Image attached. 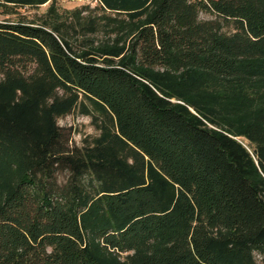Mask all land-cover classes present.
I'll return each mask as SVG.
<instances>
[{"label": "trees", "instance_id": "1", "mask_svg": "<svg viewBox=\"0 0 264 264\" xmlns=\"http://www.w3.org/2000/svg\"><path fill=\"white\" fill-rule=\"evenodd\" d=\"M99 1L147 14L105 61L57 25L0 20V264H259L264 93L256 106L240 89L187 93L148 66L178 48L264 80V0ZM74 110L100 129L80 145L57 120ZM141 245L135 262L118 255Z\"/></svg>", "mask_w": 264, "mask_h": 264}, {"label": "rangeland", "instance_id": "2", "mask_svg": "<svg viewBox=\"0 0 264 264\" xmlns=\"http://www.w3.org/2000/svg\"><path fill=\"white\" fill-rule=\"evenodd\" d=\"M146 16L145 13L143 18L128 19L122 13L105 8L99 0H37L26 4L0 0V20L45 24L49 27L57 25L76 49L89 50L100 61L110 59L111 55L105 52L106 49L114 46H129L133 32ZM200 16L212 15L201 11ZM122 56L121 54L119 58ZM148 68L168 74L173 79L174 85L187 93L193 94L196 91L229 93L233 89H240L252 106L258 105L260 95L264 93V80L242 76H217L186 63L182 60L178 48L170 49L161 62ZM235 117V115L226 117L225 120L219 117L218 122L209 125L214 127L224 122L230 123ZM57 120L65 128L70 145H80L85 138L92 140L100 132L98 124L90 115L79 113L77 110L62 115ZM236 122L237 120L233 121ZM60 177H63V174ZM207 228L210 234H223L235 230H226L217 223H212ZM147 249V245H141L137 249L119 251L118 255L127 262H135ZM254 253L256 261L264 264V255L256 251Z\"/></svg>", "mask_w": 264, "mask_h": 264}]
</instances>
